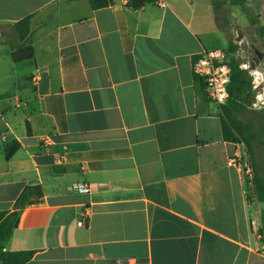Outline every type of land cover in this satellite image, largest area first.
<instances>
[{
	"label": "crops",
	"instance_id": "crops-1",
	"mask_svg": "<svg viewBox=\"0 0 264 264\" xmlns=\"http://www.w3.org/2000/svg\"><path fill=\"white\" fill-rule=\"evenodd\" d=\"M127 1L0 0V97L29 92L0 100V211L44 191L6 249L34 251L26 264H264V203L229 162L245 149L193 69L228 45L213 0ZM246 3L264 27V0ZM20 46L34 59L14 62Z\"/></svg>",
	"mask_w": 264,
	"mask_h": 264
},
{
	"label": "trees",
	"instance_id": "trees-1",
	"mask_svg": "<svg viewBox=\"0 0 264 264\" xmlns=\"http://www.w3.org/2000/svg\"><path fill=\"white\" fill-rule=\"evenodd\" d=\"M157 0H128L127 6L134 9H141L147 4L154 3ZM246 0H235V3L240 4ZM114 3V0H91L92 7L99 9L108 7ZM214 7H217L218 1L213 0ZM258 18V16H257ZM16 31L19 34L21 41H25L31 30V17H28L15 25ZM260 34L264 37V27H259ZM237 46L233 43L229 44L228 64L231 67V82L228 87L230 98L226 105L222 106L221 125L223 137L226 141L241 144L244 143L254 163V146L253 134L248 124H245L237 117V113L241 107L250 102L251 97L255 99V93L252 91V80L247 71L240 68V62L233 55L229 58V54H234ZM14 62H22L31 60L35 57V52L31 46H22L12 55ZM195 78L199 77L195 75ZM31 134V133H30ZM20 148V143L17 141L11 143L6 150V157L11 158ZM255 188L257 198L261 203H264V178L258 175L255 163ZM44 199V191L40 185L27 187L22 195L14 204V210L0 211V264H26L29 262L35 252L34 251H9L6 249L7 244L11 241L14 231L20 223L22 212L33 205L40 204Z\"/></svg>",
	"mask_w": 264,
	"mask_h": 264
},
{
	"label": "rangeland",
	"instance_id": "rangeland-1",
	"mask_svg": "<svg viewBox=\"0 0 264 264\" xmlns=\"http://www.w3.org/2000/svg\"><path fill=\"white\" fill-rule=\"evenodd\" d=\"M217 1L218 4L215 10L218 24L228 37V45L223 49L227 53L229 52L230 43L237 46L236 52L234 54H229V58L233 55L240 62V65L245 62H253L254 65L251 67L252 69L264 71V37L260 34L259 27L261 24L256 13L252 10L251 6L244 1L240 4L235 3V0ZM12 35L15 36L13 32ZM12 43L13 42H11V44ZM249 53H253V56H249ZM257 53L262 56L259 63L253 60L259 58ZM246 71L251 77L249 73L251 70L249 69ZM16 96L23 102L29 100V92L23 89L10 91L0 97V100L2 99L5 102L8 100L15 101ZM254 101L255 99H253L252 96L250 102L241 107V110L237 113V117L251 128L255 152L254 163L258 175L264 178V176H262V173L264 174V110L253 108ZM241 144L245 149L246 157L254 166L246 145L244 143Z\"/></svg>",
	"mask_w": 264,
	"mask_h": 264
},
{
	"label": "built area",
	"instance_id": "built-area-1",
	"mask_svg": "<svg viewBox=\"0 0 264 264\" xmlns=\"http://www.w3.org/2000/svg\"><path fill=\"white\" fill-rule=\"evenodd\" d=\"M159 4L161 7H165L163 2ZM253 65V62H245L240 65V68L245 71L251 70L249 73L252 78V89L255 92L253 108L264 110V71L252 69ZM193 69L195 75L204 79L209 98L220 107L226 105L230 98L228 87L232 73L226 51L209 50L202 52L195 60ZM229 162L242 171L252 185H255V169L246 155L232 157ZM73 191L84 193L90 192L91 188L86 184H76L73 186ZM78 225L85 226L84 220L80 221Z\"/></svg>",
	"mask_w": 264,
	"mask_h": 264
},
{
	"label": "water",
	"instance_id": "water-1",
	"mask_svg": "<svg viewBox=\"0 0 264 264\" xmlns=\"http://www.w3.org/2000/svg\"><path fill=\"white\" fill-rule=\"evenodd\" d=\"M257 54H258V56H259V58H258L259 60L256 59L255 61L259 63V61H260V59L262 58V56H261L259 53H257Z\"/></svg>",
	"mask_w": 264,
	"mask_h": 264
}]
</instances>
